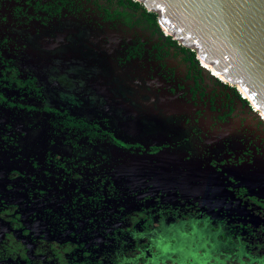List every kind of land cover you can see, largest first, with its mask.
<instances>
[{
  "label": "flooded vegetation",
  "instance_id": "obj_1",
  "mask_svg": "<svg viewBox=\"0 0 264 264\" xmlns=\"http://www.w3.org/2000/svg\"><path fill=\"white\" fill-rule=\"evenodd\" d=\"M150 13L0 0V264H264V119Z\"/></svg>",
  "mask_w": 264,
  "mask_h": 264
},
{
  "label": "water",
  "instance_id": "obj_2",
  "mask_svg": "<svg viewBox=\"0 0 264 264\" xmlns=\"http://www.w3.org/2000/svg\"><path fill=\"white\" fill-rule=\"evenodd\" d=\"M264 119V0H134Z\"/></svg>",
  "mask_w": 264,
  "mask_h": 264
},
{
  "label": "rangeland",
  "instance_id": "obj_3",
  "mask_svg": "<svg viewBox=\"0 0 264 264\" xmlns=\"http://www.w3.org/2000/svg\"><path fill=\"white\" fill-rule=\"evenodd\" d=\"M156 241L157 243H154V246L159 249L160 255H162L161 259L165 260L167 264H216L212 257H208V254L202 253L201 250L193 249L185 241L181 244L173 243L166 236ZM173 253L177 257H173ZM151 257H153L152 254Z\"/></svg>",
  "mask_w": 264,
  "mask_h": 264
},
{
  "label": "trees",
  "instance_id": "obj_4",
  "mask_svg": "<svg viewBox=\"0 0 264 264\" xmlns=\"http://www.w3.org/2000/svg\"><path fill=\"white\" fill-rule=\"evenodd\" d=\"M137 3V2H135ZM151 20L155 23L156 22V14L151 12L150 13ZM204 64H206L204 61H202ZM208 66V64H206Z\"/></svg>",
  "mask_w": 264,
  "mask_h": 264
}]
</instances>
